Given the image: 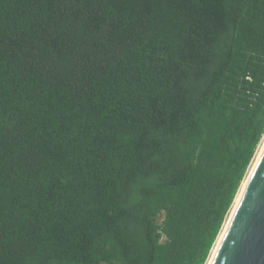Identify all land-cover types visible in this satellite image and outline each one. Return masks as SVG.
Returning a JSON list of instances; mask_svg holds the SVG:
<instances>
[{
	"label": "trees",
	"instance_id": "obj_1",
	"mask_svg": "<svg viewBox=\"0 0 264 264\" xmlns=\"http://www.w3.org/2000/svg\"><path fill=\"white\" fill-rule=\"evenodd\" d=\"M264 137V0H0V264H207Z\"/></svg>",
	"mask_w": 264,
	"mask_h": 264
},
{
	"label": "water",
	"instance_id": "obj_2",
	"mask_svg": "<svg viewBox=\"0 0 264 264\" xmlns=\"http://www.w3.org/2000/svg\"><path fill=\"white\" fill-rule=\"evenodd\" d=\"M208 264H264V145Z\"/></svg>",
	"mask_w": 264,
	"mask_h": 264
},
{
	"label": "bare ground",
	"instance_id": "obj_3",
	"mask_svg": "<svg viewBox=\"0 0 264 264\" xmlns=\"http://www.w3.org/2000/svg\"><path fill=\"white\" fill-rule=\"evenodd\" d=\"M263 145H264V143H263ZM263 145H262V147H261V149H260V151H259V153H258V155H257V157H256V160H257V158H258V156H259V154H260V152H261V150H262V148H263ZM256 160H255V161H256ZM254 165H255V162H254V164H253V166H252V168H251L250 173L248 174L247 178H246L245 181H244L243 187L241 188V190H240V192H239V194H238V196H237V198H236V201H235V204H234V206H233V209H234V207H235V205H236V203H237V201H238V199H239V197H240V194H241V192H242V190H243L245 184L247 183V180H248V178H249V176H250V174H251V172H252V170H253ZM233 209H232L231 213L233 212ZM231 213H230V215H231ZM226 224H227V223H226ZM225 227H226V225L224 226V228H225ZM224 228H223V230H224ZM221 234H222V233H221ZM221 234H220V236H219V238H218V240H217V243H216V245H215V247H214V249H213V251H212L211 257L213 256V254H214V252H215V250H216V247H217V245H218V243H219V241H220V239H221ZM211 257H210V259H211ZM210 259H209V261H210ZM209 261H208V263H209Z\"/></svg>",
	"mask_w": 264,
	"mask_h": 264
},
{
	"label": "rangeland",
	"instance_id": "obj_4",
	"mask_svg": "<svg viewBox=\"0 0 264 264\" xmlns=\"http://www.w3.org/2000/svg\"><path fill=\"white\" fill-rule=\"evenodd\" d=\"M263 143H264V137H263V140H262V142H261V144H260V146H259V148H258V150H257V152H256V156L254 157V160H253V162H252V164H251V166H250V169H249V172H248V174L250 173V171H251V168H252V166H253V164H254V162H255V160H256V157H257V155H258V153H259V151H260V149H261V147H262V145H263ZM248 174H247V176H248ZM247 176H246V178H247ZM245 178V179H246ZM245 181V180H244ZM243 184H244V182H243ZM243 184H242V186H241V188L243 187ZM241 188H240V190H241ZM240 192V191H239ZM239 194V193H238ZM238 196V195H237ZM237 198V197H236ZM236 201V200H235ZM234 204H235V202H234ZM234 206V205H233ZM232 209H233V207H232ZM232 209H231V211H232ZM231 211H230V213H231ZM229 217H230V214H229V216H228V218H227V221H226V223L228 222V219H229ZM226 223H225V225H226ZM224 225V226H225ZM223 231V230H222ZM222 233V232H221ZM219 238V237H218ZM218 240V239H217ZM216 243H217V241H216ZM216 245V244H215ZM215 247V246H214ZM214 247H213V249H214ZM213 251V250H212ZM212 254V253H211ZM210 257H211V255H210ZM210 259V258H209ZM209 261V260H208ZM207 264H208V262H207Z\"/></svg>",
	"mask_w": 264,
	"mask_h": 264
}]
</instances>
